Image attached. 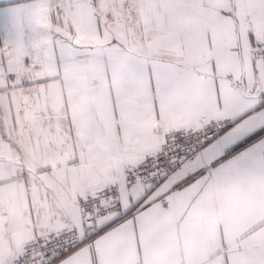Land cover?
<instances>
[{"label": "snow or ice", "instance_id": "obj_1", "mask_svg": "<svg viewBox=\"0 0 264 264\" xmlns=\"http://www.w3.org/2000/svg\"><path fill=\"white\" fill-rule=\"evenodd\" d=\"M0 264H264V0H0Z\"/></svg>", "mask_w": 264, "mask_h": 264}]
</instances>
